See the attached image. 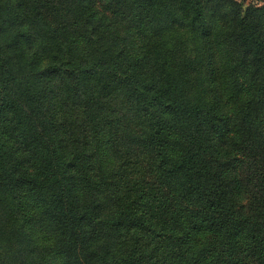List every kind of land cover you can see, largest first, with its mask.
<instances>
[{
  "label": "trees",
  "instance_id": "obj_1",
  "mask_svg": "<svg viewBox=\"0 0 264 264\" xmlns=\"http://www.w3.org/2000/svg\"><path fill=\"white\" fill-rule=\"evenodd\" d=\"M0 264H264V1L0 0Z\"/></svg>",
  "mask_w": 264,
  "mask_h": 264
},
{
  "label": "rangeland",
  "instance_id": "obj_2",
  "mask_svg": "<svg viewBox=\"0 0 264 264\" xmlns=\"http://www.w3.org/2000/svg\"><path fill=\"white\" fill-rule=\"evenodd\" d=\"M245 1L253 2V3H256V4H260L264 0H245Z\"/></svg>",
  "mask_w": 264,
  "mask_h": 264
}]
</instances>
